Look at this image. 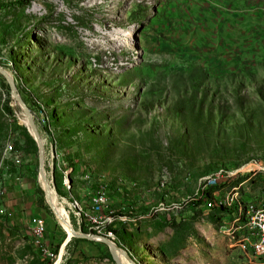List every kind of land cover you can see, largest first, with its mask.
Returning <instances> with one entry per match:
<instances>
[{
	"label": "rangeland",
	"instance_id": "374dc122",
	"mask_svg": "<svg viewBox=\"0 0 264 264\" xmlns=\"http://www.w3.org/2000/svg\"><path fill=\"white\" fill-rule=\"evenodd\" d=\"M203 90L220 108L210 122L173 111ZM25 111L74 232L71 200L101 182L129 220L112 226L128 264H264L198 198L216 168L239 169L207 188L211 198L235 187L242 202L264 204V0H0V190L15 204L0 196V264L41 260L23 229L32 213L56 252L50 264H115L105 240L64 245Z\"/></svg>",
	"mask_w": 264,
	"mask_h": 264
},
{
	"label": "built area",
	"instance_id": "2783aa9c",
	"mask_svg": "<svg viewBox=\"0 0 264 264\" xmlns=\"http://www.w3.org/2000/svg\"><path fill=\"white\" fill-rule=\"evenodd\" d=\"M11 152V146L4 149V154ZM241 173L239 169L226 171L223 168L215 169L210 175L202 178L198 184L199 196L211 187L218 185L219 181L227 182L230 178ZM89 172L86 171L84 179H88ZM163 181L159 182L162 186ZM98 189L86 194L83 198L72 199L70 206L73 210L77 233L88 235L90 240L103 242L108 241L113 246L114 234L111 228L115 222L124 223L125 215H118L108 207L107 192L105 184L97 183ZM128 188V187H127ZM237 188L232 187L222 197H213L205 203L206 207H222L232 210V233L235 234V243L240 247L242 252L249 254L252 258L264 257V204H252L242 202L236 192ZM122 193L121 189H117ZM2 191L0 190V196ZM125 211L128 212L131 206L126 202ZM5 209L1 208L0 212L4 213ZM156 210H153L155 212ZM129 221V220H128ZM24 232L28 237L29 244L36 250L41 258L46 261L56 259L50 246L44 240V221L40 217L26 218L23 226Z\"/></svg>",
	"mask_w": 264,
	"mask_h": 264
},
{
	"label": "trees",
	"instance_id": "16d2710c",
	"mask_svg": "<svg viewBox=\"0 0 264 264\" xmlns=\"http://www.w3.org/2000/svg\"><path fill=\"white\" fill-rule=\"evenodd\" d=\"M16 3H20V2L17 1ZM198 93L199 92L197 91H193L190 94H187V95L185 94L182 97H178L177 103L173 106L172 109L173 111L179 113L180 115H184L185 117H187V119H191L193 122L203 121L202 116H205V118L207 119V122H210V119L212 118L211 109H213V107L216 106L217 113H220L219 105L216 102L215 104H213V101H212L213 93L209 91L206 92L204 90L200 93V95ZM230 93L233 95V98L235 99L236 104L240 106L241 99L239 97L237 90L233 89ZM183 103L187 104V106H185L186 108H183ZM42 128L44 132L48 135L46 128L45 127H42ZM245 179H247V177L243 175L242 182ZM211 196H212V192H209L208 189L205 190L202 195V197H205L208 199H211ZM212 208H214L219 214L229 216V218L232 219V210H227L222 207H212ZM111 231L117 237H120L121 235L124 234L123 231L118 232V230H115L114 228H111ZM72 242L73 240L71 239L66 244V246H69ZM52 251L54 254H56L55 250H52ZM43 262L46 264H50V261H46L43 258H41V260L38 259V264H41Z\"/></svg>",
	"mask_w": 264,
	"mask_h": 264
},
{
	"label": "water",
	"instance_id": "95a60500",
	"mask_svg": "<svg viewBox=\"0 0 264 264\" xmlns=\"http://www.w3.org/2000/svg\"><path fill=\"white\" fill-rule=\"evenodd\" d=\"M14 96V95H13ZM23 108V107H22ZM25 119H26V124L28 126V131L30 130L31 132V137L33 138L34 142L36 143L37 149H38V176L41 180V183L43 185V190L45 192V200L49 206V208L51 209L52 213L54 214V216L57 218L58 222H62L65 224V222H63L62 218L57 214L55 208L53 207V205L50 202L49 199V186L47 184V181L45 180L44 176H43V172H42V148H41V142L38 138V135L36 133V130L34 128V125L32 124L31 120H30V116L27 113V111H25ZM69 226V224H68ZM70 230H71V237H76V238H82V239H86V240H90V237L88 235H84V234H79L74 232L71 227L69 226ZM68 241V240H67ZM66 242H64L65 245ZM106 246L108 247L109 251H110V256L112 261L115 264H121L118 257L114 254V252L112 251L111 247L113 246L110 242L105 241ZM63 248V247H62Z\"/></svg>",
	"mask_w": 264,
	"mask_h": 264
},
{
	"label": "bare ground",
	"instance_id": "6f19581e",
	"mask_svg": "<svg viewBox=\"0 0 264 264\" xmlns=\"http://www.w3.org/2000/svg\"><path fill=\"white\" fill-rule=\"evenodd\" d=\"M29 133L31 134L30 131H29ZM40 182H41V180H40ZM48 192H49V199H50L51 204L53 205L54 208L56 207L55 210H56L57 214L62 218L63 222H65V224L62 222H59V224L61 225V228L66 232V234L68 236L67 240L69 241V239L71 238L72 235H71V230L68 226L66 212L64 211V209L62 207L58 206L59 204L57 205V202L55 200V195H54L52 189L49 188ZM68 241H66V243ZM111 249L114 252V254L118 257L121 264H128L126 262V260L124 259V256L121 252H119L117 249H115L114 246H112ZM61 252H62V250H61ZM61 252H60L59 257L61 256ZM59 257H58V259H59Z\"/></svg>",
	"mask_w": 264,
	"mask_h": 264
},
{
	"label": "crops",
	"instance_id": "0c3cea01",
	"mask_svg": "<svg viewBox=\"0 0 264 264\" xmlns=\"http://www.w3.org/2000/svg\"><path fill=\"white\" fill-rule=\"evenodd\" d=\"M239 185L240 184H238V186ZM2 195L3 196L1 198V200L3 201V203H5L6 205H10V206H14L15 205L13 199L11 197L9 198V197L6 196L5 190L3 191ZM29 217H40V216L37 213H32V214H29L27 218H29Z\"/></svg>",
	"mask_w": 264,
	"mask_h": 264
}]
</instances>
